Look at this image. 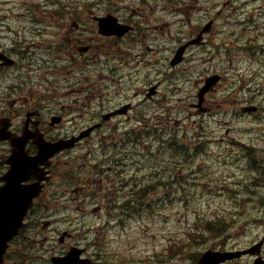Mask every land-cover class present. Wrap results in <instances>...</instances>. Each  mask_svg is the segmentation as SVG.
<instances>
[{
    "label": "rangeland",
    "instance_id": "1",
    "mask_svg": "<svg viewBox=\"0 0 264 264\" xmlns=\"http://www.w3.org/2000/svg\"><path fill=\"white\" fill-rule=\"evenodd\" d=\"M107 0H68L67 5H42L38 6V13L40 17L30 13L26 9V5L23 6H6L0 4V20L6 17V14H10L18 24L26 30L32 25L35 29L41 25L42 33H73L74 26L73 20L78 21L83 24V20L87 13H100L104 9V3ZM114 2L115 0H110ZM119 2V7L125 12L128 10L131 0H117ZM157 1V0H156ZM171 9V42L177 40V37H173L175 33L179 32L180 16L178 1L168 0ZM228 0H213L210 3V10L213 13L217 12L216 5L219 3V10L221 15H223V20L217 21L215 25L214 33L209 35V39L212 40L209 46H215L216 49L222 48V43L216 44L215 40H219L220 37L225 38L228 41L227 31V6H223V3H227ZM185 0L183 7L187 15L186 33L192 32L195 26L200 20L196 18L199 15L200 9H204V3L202 0ZM65 6H72L74 8L73 14L69 13L64 9ZM33 8V6H30ZM90 10V11H89ZM106 10H113L111 5H106ZM175 11V13H173ZM133 14V11L130 12ZM162 19L163 16L166 17L167 12H162V9L157 12ZM90 18V17H89ZM223 23V24H222ZM0 25H3L0 23ZM82 31V28H79ZM32 33H36L32 31ZM39 33V31L37 32ZM237 34L233 35L234 39L237 38ZM257 36V33H244L245 44H248ZM263 38V37H262ZM180 39V38H179ZM264 40V39H263ZM173 47V44H172ZM176 46L173 47V50ZM240 56L245 59V61H239L235 59L234 56L226 50L225 54H218L214 58H210L209 50L207 48L193 49L189 51L186 55L184 62L177 68L171 69L167 62L160 65V57L162 56L161 51L148 52L145 56L144 61H141L138 65L139 76L134 77V81L131 82L130 75L129 83L131 86L135 84L139 89L144 83H148L147 80L150 78L151 73L149 72L152 66H156L157 71L160 73H155L161 75L163 79V73H165L164 79V89L166 93L165 104H169L171 97V109H181L176 110L172 113L173 116L178 118V123L187 124L186 136H190L188 143L191 146L197 145V121L194 117L195 108L192 106L195 99L189 96H195L199 83H202L207 76L212 73H220L223 76L222 81L215 85L206 95L204 100V106L219 109L220 111L228 112V79L226 76L228 66L234 67L236 71L242 67V69L254 70L261 72L264 76V45L260 51L259 57L262 64H259V59L254 55H251L244 47V45H238ZM171 52V54H172ZM212 54V53H211ZM210 54V55H211ZM57 51H54L53 57H59ZM239 63V65H237ZM210 69V70H208ZM180 77L179 87L172 85L174 82L178 81ZM155 78V77H153ZM117 82V79H116ZM65 81L60 80V85L65 86ZM227 93V95L225 94ZM173 94V95H172ZM226 95V96H225ZM254 103H257L263 108L261 111L253 115L250 118L244 117L243 119L235 120V131H234V144L231 145V140L219 139L224 147L217 145L214 140L211 143H206V146L200 145V150L202 155H199V150L193 154L192 157H188L183 160L181 164L182 169L187 168L188 174L192 171L195 172V179L192 181L187 179L190 177L185 172H182L186 179L180 183L175 184V188L171 192L164 190L166 186H163L160 190L163 191V195L158 199V206L153 209L156 212V217L154 219L143 218V220L131 219L126 222L125 226H118L115 222L113 224L105 223V230L108 231L106 236H104L105 242L100 244V248L95 253L96 255H104L110 250L114 256L117 255L116 261L118 264H188V261L195 255L203 251L209 243L207 238L212 237V235L205 237L200 233L195 231L191 232L184 238V231L192 223L195 218V213L198 215L203 214L204 217H208L212 214H221L228 219V226L230 227L224 234L230 235L231 229L232 234H240L247 227L249 221L251 220L252 213L259 208H264V205H258L257 199H262L263 195V184L264 181L259 175L264 174V166L260 165V159L264 160V91L257 92L254 94ZM222 99H226V103H221ZM193 107V108H192ZM198 111V110H196ZM211 112L205 116L200 117L198 121L203 123L206 127V131L210 132L212 139L217 137H223L227 135V127L229 126L228 115L214 114ZM167 115L164 117L166 118ZM156 118H161L156 116ZM216 122H221V125ZM191 133L190 135L188 134ZM231 132V129H230ZM205 138V135H203ZM237 139H241L242 143H239ZM199 141V140H198ZM145 145V144H144ZM240 145H248V151ZM150 148L147 150L144 148L142 154L147 155V164H152L157 161H165L166 154L163 152L166 150L164 148L162 153H158L157 150L153 152L151 149L153 146L150 144L146 145ZM144 147V146H142ZM197 147V146H196ZM4 150L8 151L6 147H0V158L4 157ZM247 153H249L247 156ZM232 158V161H230ZM187 159L190 161L187 162ZM203 160V162H202ZM198 164H200L207 173V178L205 172L201 169L194 170ZM253 173L256 177L252 176ZM240 179V186L244 192H248V198L242 199L241 202L236 200V196L228 195V193H220L217 189L222 181L229 178ZM58 184V192L53 200L43 198L42 203L49 204V208L57 203V197L61 194L64 196L58 199V204L60 207L63 205L70 206L69 213L71 216H75L76 223H84L91 221L93 219L108 218L109 212L104 209L103 204H89L88 193H81L76 199H69L68 191L69 187L76 180L73 172H70L69 162L67 159L60 158L56 162V178ZM228 184L229 182H224ZM233 189L234 182H230ZM252 187V191L249 187ZM171 189V187H169ZM158 197L157 193H154ZM256 198L255 201H252ZM172 200V201H170ZM98 206L96 211H93V206ZM163 209H162V207ZM79 207V209H77ZM185 207V208H184ZM47 211V210H45ZM64 209H60V214H64ZM195 212V213H194ZM57 214V221L49 228H45L44 231V241H48L45 245L47 249L42 251L47 256L54 254L57 251H61L66 247V242H74L78 239V233H76L74 226L68 229L71 223H65L64 225L58 226V223L62 221L63 216ZM72 219V217H69ZM223 220V221H226ZM41 220V219H40ZM47 221V219H45ZM41 222V221H40ZM90 223H94L91 221ZM239 223V224H237ZM96 226L99 224H95ZM236 225V226H235ZM240 227V229L238 228ZM63 231H68L72 233V237L66 236L63 243H59L60 234ZM33 232V230H32ZM83 242L82 244H84ZM15 252V251H14ZM90 255V254H89ZM17 256L12 253L10 249L8 251V257ZM112 254L106 256V261L108 259H115ZM49 258V257H48ZM46 258L45 260H47ZM38 260L34 264H40ZM94 264H97L94 262ZM100 264V263H98ZM111 264V263H109Z\"/></svg>",
    "mask_w": 264,
    "mask_h": 264
},
{
    "label": "flooded vegetation",
    "instance_id": "2",
    "mask_svg": "<svg viewBox=\"0 0 264 264\" xmlns=\"http://www.w3.org/2000/svg\"><path fill=\"white\" fill-rule=\"evenodd\" d=\"M18 1V0H16ZM25 3V0H20ZM52 3L53 0H50ZM229 10L237 12L234 19L237 32L232 28L231 33H264V11L257 6L253 9L242 7V0H229ZM12 0H0V4L10 5ZM17 3V2H16ZM0 25V119L10 122V130L19 134L23 128L35 135L40 133L48 141L55 140L59 134H73L77 129L73 127L61 128V133L55 127L53 117H78L98 119L104 114L116 110L124 103L118 92L114 95L103 97L102 87L107 86L105 81L96 77L112 71L113 66L118 67V74L126 71V65L131 60L123 63L113 62L118 59L117 50L122 47H133V39L128 37L139 33L135 21L132 22L133 30L123 36H104L99 33H63L68 39V54L62 60V65L67 69L68 87L59 90L53 84L59 74L55 59L52 68L54 78L50 88L46 89V72L40 74V66L50 67V60H45L39 52L50 49L43 46V33H8L11 31V19ZM28 30H31L29 28ZM40 35L41 37H39ZM58 35V33H56ZM113 51L111 55H107ZM102 58V59H101ZM27 65H29L27 67ZM100 72L97 73V71ZM154 83V80H149ZM255 90H259L258 88ZM159 88L155 90L156 96ZM138 94V93H137ZM65 99L71 103L59 108V100ZM77 104V105H75ZM135 109L131 104L126 116ZM29 154H34L36 148L32 141L26 146ZM8 166L0 159V174ZM213 243L209 248L214 251H245L244 255L233 258L228 264H263L264 262V221L257 225V231L248 237L236 239L211 238Z\"/></svg>",
    "mask_w": 264,
    "mask_h": 264
},
{
    "label": "trees",
    "instance_id": "3",
    "mask_svg": "<svg viewBox=\"0 0 264 264\" xmlns=\"http://www.w3.org/2000/svg\"><path fill=\"white\" fill-rule=\"evenodd\" d=\"M155 125L147 126L143 128L141 131H139L138 133L129 134L128 139H127V141L131 144H135V145L138 144V148L142 147L141 145L144 144V142L155 140L157 141V147H158V143H160L161 147L166 149L163 152V154H166L167 155L166 157H168L165 161H161V160L157 161L155 163L147 165L146 168H142L139 165L140 163L139 159H137L135 163L136 167L138 168V170H140V172L148 173V176H149L148 179H151L153 176H162L163 174H161V172L163 170L164 164H166V161H170L169 163H171L172 160H175V159L182 160L188 157H192L193 154H195L196 152L195 151L196 146H191L189 145V143H185L183 139L180 137V134L182 131H179V129L181 128L183 129L182 126L180 125L174 126V124L171 122V119L165 120L161 124H155ZM124 148L126 147L124 146ZM141 151L140 152L138 151V154L141 153ZM128 156L130 157V154H128ZM129 157L127 159L124 155H122V160L124 163H126L125 165H127L128 167H130V164L133 161L131 160L132 158L130 157L131 158L130 159ZM189 161L190 160L187 159V162ZM169 173L170 174L168 175V178H171V179L174 178L175 174H178V173H174L172 170ZM145 181L142 182L140 180V181L132 182V183H137L138 188L133 193H129L128 195H123L118 199V201L121 204L120 205L121 207L123 206V203L128 204V205H125V207H128L129 208L128 210H130L140 205V202L142 201L143 198H145L146 194H148L149 188H150L149 182H148L146 184V187L145 185H143V188L140 189V186H141L140 183H144ZM134 194L137 195V197L135 198L136 204H135V201H133V198L128 199L129 197H132ZM143 194L144 196H142ZM147 206L150 207L151 203H148ZM199 221L202 223L210 224V220L204 217L199 216ZM99 232L101 231L97 230L95 236ZM28 242H29L28 237L25 235L24 238H22L19 243L21 246L23 245L26 246Z\"/></svg>",
    "mask_w": 264,
    "mask_h": 264
},
{
    "label": "water",
    "instance_id": "4",
    "mask_svg": "<svg viewBox=\"0 0 264 264\" xmlns=\"http://www.w3.org/2000/svg\"><path fill=\"white\" fill-rule=\"evenodd\" d=\"M99 31L101 33H114L119 34L124 30H127L128 27L123 26L117 23V20L112 15L97 17ZM196 42V41H192ZM182 48L178 50V54L182 53ZM180 58L174 59L173 63H176ZM216 80V77H212L207 80V84L203 87L200 92V100L202 94L207 90L209 86H211ZM7 136L4 133H0V139H4ZM26 162H23V166H25ZM3 192L0 194V264H2V257L5 251L6 241L15 233L14 227L19 225V220L21 218V212L16 208L18 203H21L24 200L27 192H30V195L38 194V188H18L16 191H12L10 186H3ZM79 253L78 250L72 249L66 256L64 257H54L52 258V264H72V263H82L88 264V259L77 260L76 256ZM229 258L228 254L223 253L222 255H218L212 253L211 251H205L201 257L199 258V264H218L221 261H224Z\"/></svg>",
    "mask_w": 264,
    "mask_h": 264
},
{
    "label": "bare ground",
    "instance_id": "5",
    "mask_svg": "<svg viewBox=\"0 0 264 264\" xmlns=\"http://www.w3.org/2000/svg\"><path fill=\"white\" fill-rule=\"evenodd\" d=\"M49 154V153H48ZM50 155H48V157H41V159H47L49 158ZM40 159V157H39ZM38 159H35V161H37ZM231 161V160H230ZM203 227L208 231V232H215V233H220V232H225L228 230V227L225 223L221 224V225H212V224H208L205 223L203 225Z\"/></svg>",
    "mask_w": 264,
    "mask_h": 264
},
{
    "label": "snow or ice",
    "instance_id": "6",
    "mask_svg": "<svg viewBox=\"0 0 264 264\" xmlns=\"http://www.w3.org/2000/svg\"><path fill=\"white\" fill-rule=\"evenodd\" d=\"M23 178H26V177H23ZM17 184H18V182H17ZM2 192H3V189H0V194H2Z\"/></svg>",
    "mask_w": 264,
    "mask_h": 264
}]
</instances>
